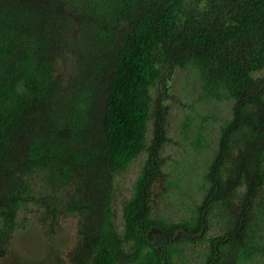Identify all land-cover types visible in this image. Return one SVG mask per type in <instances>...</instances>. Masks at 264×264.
<instances>
[{
  "label": "trees",
  "instance_id": "16d2710c",
  "mask_svg": "<svg viewBox=\"0 0 264 264\" xmlns=\"http://www.w3.org/2000/svg\"><path fill=\"white\" fill-rule=\"evenodd\" d=\"M177 70L232 106L196 217L175 223L149 207L165 141L159 103L147 148L146 135L152 91ZM235 150L239 222L207 241L201 264L233 249L234 264H264V0H0V259L21 209L72 190L58 211L78 218L70 264H176L229 199L222 169ZM142 151L119 232L114 176Z\"/></svg>",
  "mask_w": 264,
  "mask_h": 264
},
{
  "label": "rangeland",
  "instance_id": "374dc122",
  "mask_svg": "<svg viewBox=\"0 0 264 264\" xmlns=\"http://www.w3.org/2000/svg\"><path fill=\"white\" fill-rule=\"evenodd\" d=\"M165 82L164 86L152 91L151 117L147 125L146 148L154 134V106L159 103L165 115V141L159 151L160 174L150 188L149 207L152 217L176 223L196 217V209L208 187L205 175L219 148L220 128L231 119L232 102L204 96L196 73L191 70L174 71ZM198 133L202 134L200 149L193 144ZM146 157V151H142L125 170L114 176L113 213L119 232L123 206L132 194ZM239 159L240 152L230 151L222 174L223 181L232 186L231 194L226 203H218L209 214V229L204 241L180 245L183 253L175 260L176 264H201L209 254L207 241L235 230L241 215L237 198L246 189L244 185L234 187L238 178L235 166ZM39 184L41 180L35 178V189ZM72 193L70 190L69 195L61 196L58 204L49 196L46 201L28 203L21 209L16 231L5 242V256L0 264H70L78 218L58 211L64 209L63 203L73 199ZM62 194L60 192L59 196ZM44 202L58 207L49 209ZM255 215L253 209L248 218ZM235 252L237 250L233 249V253H227L221 264H234ZM256 264L263 263L257 260Z\"/></svg>",
  "mask_w": 264,
  "mask_h": 264
}]
</instances>
